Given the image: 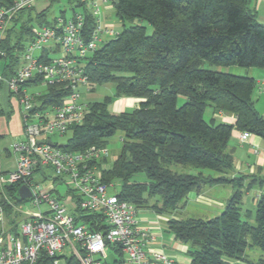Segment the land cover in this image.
<instances>
[{"label":"trees","instance_id":"1","mask_svg":"<svg viewBox=\"0 0 264 264\" xmlns=\"http://www.w3.org/2000/svg\"><path fill=\"white\" fill-rule=\"evenodd\" d=\"M110 1L123 28L88 55L85 64L91 91L108 82L114 83L115 91L101 101L88 103L83 121L70 129L63 148L80 151L92 145L105 147L121 131L117 157L109 166L102 164L108 163V157L100 160L102 178L108 184L120 180L116 192L120 199L161 215L182 207L191 191L232 184L236 189L223 211L211 217H170L165 230L192 246L188 264H264V257L254 261L246 258L248 247L264 251V192L257 199L255 224H251L242 209L244 192L238 181L243 177L229 176L234 169L233 153L228 149L233 130L264 138V116L256 108L253 95L256 80L203 67L209 62L264 68V24L258 20L252 0ZM51 2L39 11L23 9L14 17L0 45L4 74L12 75L18 69L34 29L55 20L48 16ZM12 3L0 0V6ZM78 5L83 7L84 31L89 37L96 18L84 1ZM140 21L148 22L153 32L149 34ZM66 94L64 84H55L48 86L41 98L54 105ZM179 95L186 98L182 105L177 104ZM115 97L141 101L132 110L114 113L109 105ZM208 106L235 114L236 122L206 121ZM172 165L196 172H180ZM139 173L145 174L146 180L136 179ZM252 182L264 185V178ZM18 187L0 190V198L4 192L15 203L22 202ZM79 219L92 231H104L107 226L101 213L85 212ZM114 250V264H123L120 249Z\"/></svg>","mask_w":264,"mask_h":264},{"label":"built area","instance_id":"2","mask_svg":"<svg viewBox=\"0 0 264 264\" xmlns=\"http://www.w3.org/2000/svg\"><path fill=\"white\" fill-rule=\"evenodd\" d=\"M40 1L13 0L0 6V45L14 17ZM99 4L88 6L96 18L89 37L83 11L54 17L51 25L34 29L15 73L7 78L0 74V81L6 80L21 104L24 129V138L13 144L16 168L0 173V190L19 184L18 189L26 185L31 191L19 203L1 194L0 264H109L114 247L120 249L123 264H180L167 252L150 247L155 236L139 223V209L109 191L113 184L103 180L100 165L110 154L108 146L73 151L52 138L83 121L88 107L84 94L91 92L85 58L120 32L102 21ZM39 84L46 88L64 84L67 94L59 104L45 103L44 91H29ZM250 134L244 131L242 138ZM61 184L66 185L63 193ZM7 204L18 217L14 227L7 225ZM85 212L101 213L104 231L90 230L79 219Z\"/></svg>","mask_w":264,"mask_h":264},{"label":"crops","instance_id":"3","mask_svg":"<svg viewBox=\"0 0 264 264\" xmlns=\"http://www.w3.org/2000/svg\"><path fill=\"white\" fill-rule=\"evenodd\" d=\"M47 4V0L40 1L36 10L43 9ZM252 6H254L258 12V20L264 24V0H252ZM106 7L109 6L107 5ZM3 66L4 63L1 61L0 74L7 78L9 75L3 73ZM226 71L231 72V68L227 67ZM251 76L256 80L253 94L255 106L264 116V68L257 67L255 70H252ZM30 87L32 89L34 85ZM91 94L92 92L88 93L86 98ZM84 101L87 102L86 100ZM140 101L141 99L137 97H115L109 105V108L113 104V110H110L111 112L119 113L122 111H129L137 107ZM128 108L130 109L128 110ZM211 119L215 122L218 120V122L230 124L236 122L235 114L217 110H214V115ZM242 133L243 131L234 129L228 143V149L232 151L234 157V169L229 176L231 178L243 177L242 180L238 181L239 185H241L240 188L244 192L243 200H248L252 205L256 206L259 195L264 192V185L259 184V182H252V179L264 178V138L251 133L248 138L243 139ZM23 138L24 129L21 104L17 98L11 94L6 80H2L0 81V173H6L16 168L17 160L13 152V144ZM214 185L207 186L201 192H189L186 203L179 209L191 205L193 208L205 211L206 214H209L210 216L220 213L219 208L225 206L226 198L213 195L212 188ZM230 191L232 192V190ZM148 209L150 208H147L146 210ZM150 210L153 213L146 212L141 214L139 209L137 214L139 223L148 226L155 236V238L149 242L150 247L167 252L174 256L180 264H188L190 258L186 259L184 255L166 251L165 244L163 243L166 236H168L169 240H177L174 238L173 234L168 233L165 230L167 219L170 217H183H180L177 214L178 210L167 215H161L152 209ZM179 246L180 248L186 249V246L183 244H180Z\"/></svg>","mask_w":264,"mask_h":264},{"label":"rangeland","instance_id":"4","mask_svg":"<svg viewBox=\"0 0 264 264\" xmlns=\"http://www.w3.org/2000/svg\"><path fill=\"white\" fill-rule=\"evenodd\" d=\"M48 4L51 2L50 0H47ZM80 0H53L50 4L49 10H48V16L50 19L54 18V17H58L60 15H62V11L64 12L65 17H71L74 15L75 12H80L82 11L83 7L78 5V2ZM85 2V6H87V8H89L91 6L92 2H98L100 3L99 7H100V17L102 19L103 22H105L106 24L111 25L116 31H121V29L123 28V22L116 16L115 14V10L113 8V5L111 3L110 0H81ZM47 4V5H48ZM109 7H106V6ZM89 6V7H88ZM36 8H38L36 6ZM39 10V9H37ZM139 22V21H136ZM141 24L145 25L147 27V31L149 34H151L153 32V27L146 21H140ZM33 24L36 25V21H33ZM127 25H129L130 23H127ZM203 67L205 69H212V70H220V71H226V68L229 67L231 68V73L236 74V75H252V70H255L257 67H244V66H240V65H230V66H218V65H213L210 64L209 62H204ZM45 91L46 87L39 84L37 86H34L31 90L29 91ZM115 91V85L112 82H108V83H104V84H100V85H96L95 86V90L91 91L92 94L89 95L87 98V93L84 94V100L88 101H101L103 100V98L105 96H111L114 94ZM186 101V98L183 95H179L178 99H177V104L178 105H182L184 102ZM89 103V102H88ZM111 111L113 110V104L110 106L109 108ZM130 108H128L129 110ZM214 107L213 106H208L204 112V118L206 119V121H210L211 118L214 115ZM224 112V111H223ZM216 122H218V120H216ZM244 132V131H243ZM71 133L68 132L64 135H53L52 138L53 140H55L57 143L59 144H65L67 139L70 137ZM122 132L121 131H117L108 141V148L110 151V154L108 156V163L104 162L102 164H107V166H109L113 160L117 157L121 145H122ZM172 168L174 170L177 171H192V172H196L195 169H189L188 167L185 168L181 165H172ZM50 174L52 173L51 169H46ZM211 173L217 175L218 173L210 171ZM136 179L140 180V181H144L146 180V176L143 173H139L136 175ZM120 188V180H116L113 185L109 188L110 192H117ZM236 187L232 186L231 184H216L213 186L212 188V193L213 195L217 196V197H224L226 198V202L227 200L233 195L234 191H235ZM238 189V188H237ZM59 190L60 192H64L66 190V185L65 184H61L59 185ZM229 190V192H228ZM232 190V192L230 191ZM234 190V191H233ZM225 206H223V208H219V211H223ZM11 209V208H10ZM141 214H144L146 212L149 213H153L150 209L146 210L147 208H139ZM242 209L243 211L246 213H248V219L249 222L251 224H255V210H256V206L252 205L250 201L248 200H243V204H242ZM143 210V211H142ZM146 210V211H145ZM9 211V209H8ZM7 211V212H8ZM12 212V209H11ZM177 214L180 217L186 218V217H211L209 214H206L205 211H201L197 208H193L191 205L187 206L186 208L183 209H179L177 211ZM18 217L9 214L8 213V220H7V225L12 226L16 221ZM14 227V226H12ZM166 247V251H170L174 254H179V255H184L186 257V259L189 258L188 256V250L192 248V246L190 244H185L183 242L177 241V240H169L168 236H166L165 241L163 242ZM180 244H183L186 246V249L180 248ZM260 257H264V251L261 250L258 247H248L246 249V258L249 261H254L257 260ZM117 259V254L113 251L109 252V256H108V263L109 264H114L115 261ZM234 264H248V262L246 261H239L236 262Z\"/></svg>","mask_w":264,"mask_h":264},{"label":"water","instance_id":"5","mask_svg":"<svg viewBox=\"0 0 264 264\" xmlns=\"http://www.w3.org/2000/svg\"><path fill=\"white\" fill-rule=\"evenodd\" d=\"M60 146H63V144H61ZM17 195L20 199H25L27 197H30L31 195V191L28 188V186L26 185H22L20 186V188L18 189Z\"/></svg>","mask_w":264,"mask_h":264}]
</instances>
